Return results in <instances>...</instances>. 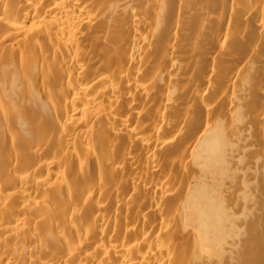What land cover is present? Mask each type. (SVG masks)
Returning <instances> with one entry per match:
<instances>
[{
	"label": "bare ground",
	"instance_id": "obj_1",
	"mask_svg": "<svg viewBox=\"0 0 264 264\" xmlns=\"http://www.w3.org/2000/svg\"><path fill=\"white\" fill-rule=\"evenodd\" d=\"M0 264H264V0H0Z\"/></svg>",
	"mask_w": 264,
	"mask_h": 264
}]
</instances>
